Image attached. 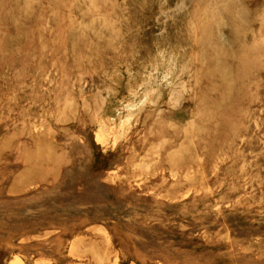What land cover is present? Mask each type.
I'll return each instance as SVG.
<instances>
[{"label":"rangeland","instance_id":"rangeland-1","mask_svg":"<svg viewBox=\"0 0 264 264\" xmlns=\"http://www.w3.org/2000/svg\"><path fill=\"white\" fill-rule=\"evenodd\" d=\"M0 264H264V0H0Z\"/></svg>","mask_w":264,"mask_h":264},{"label":"bare ground","instance_id":"bare-ground-1","mask_svg":"<svg viewBox=\"0 0 264 264\" xmlns=\"http://www.w3.org/2000/svg\"><path fill=\"white\" fill-rule=\"evenodd\" d=\"M222 19V18H221Z\"/></svg>","mask_w":264,"mask_h":264}]
</instances>
